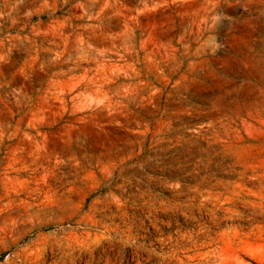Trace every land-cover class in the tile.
Masks as SVG:
<instances>
[{
    "label": "rangeland",
    "instance_id": "obj_1",
    "mask_svg": "<svg viewBox=\"0 0 264 264\" xmlns=\"http://www.w3.org/2000/svg\"><path fill=\"white\" fill-rule=\"evenodd\" d=\"M0 264H264V0H0Z\"/></svg>",
    "mask_w": 264,
    "mask_h": 264
}]
</instances>
